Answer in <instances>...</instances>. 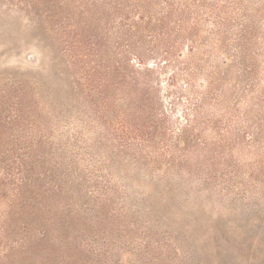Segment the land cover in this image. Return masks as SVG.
I'll return each mask as SVG.
<instances>
[{"label": "rangeland", "instance_id": "obj_1", "mask_svg": "<svg viewBox=\"0 0 264 264\" xmlns=\"http://www.w3.org/2000/svg\"><path fill=\"white\" fill-rule=\"evenodd\" d=\"M0 264H264V0H0Z\"/></svg>", "mask_w": 264, "mask_h": 264}]
</instances>
